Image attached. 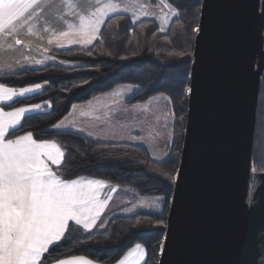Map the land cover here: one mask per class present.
Returning a JSON list of instances; mask_svg holds the SVG:
<instances>
[{"label":"trees","instance_id":"1","mask_svg":"<svg viewBox=\"0 0 264 264\" xmlns=\"http://www.w3.org/2000/svg\"><path fill=\"white\" fill-rule=\"evenodd\" d=\"M201 1L164 0L175 11L165 31L154 19L133 21L127 14H114L105 20L92 45L55 49L51 52L53 61L47 64L0 75V83L10 88L45 83L41 91L1 105L4 110L37 103L46 106L45 110L24 116L17 127L8 131V138L32 132L38 141L56 142L65 153L63 166L54 167L62 177L101 179L139 197L160 200L157 210L112 217L100 231L70 232L49 247L41 264L74 256L114 264L136 243L145 250L143 264H157L165 226L155 225L157 220L166 224L174 185L169 176L175 174L180 160L195 37L192 29L198 25ZM260 82H264V75ZM121 84L136 87L125 100L127 104L143 103L157 95L170 100L171 140L166 142L161 159L151 158L142 145L103 142L81 132L53 127L73 104ZM262 97L257 100L251 160V171L256 173L264 171Z\"/></svg>","mask_w":264,"mask_h":264},{"label":"water","instance_id":"2","mask_svg":"<svg viewBox=\"0 0 264 264\" xmlns=\"http://www.w3.org/2000/svg\"><path fill=\"white\" fill-rule=\"evenodd\" d=\"M261 13L264 0L201 1L203 31L194 37L188 85L195 92L187 98L177 167L182 178L166 216L168 251L157 264H240L242 250L249 264H264V172L251 171L264 69Z\"/></svg>","mask_w":264,"mask_h":264},{"label":"snow or ice","instance_id":"3","mask_svg":"<svg viewBox=\"0 0 264 264\" xmlns=\"http://www.w3.org/2000/svg\"><path fill=\"white\" fill-rule=\"evenodd\" d=\"M35 3L36 0H14L12 5L6 4L4 10L0 11V30L8 26L14 30L16 22L24 18L25 13ZM13 8L16 13L10 15ZM102 23L99 18L87 22L82 20L75 30L61 33L57 42L92 45ZM192 31L199 36L203 31V24L196 26ZM180 55L183 56L184 53ZM191 55L194 56L195 52ZM192 76L195 77V64ZM40 88L41 85L36 84L34 87L20 88L17 92L14 88H6L0 83V102L11 101L17 96L23 97ZM194 92V85H190L187 88L188 95L192 96ZM41 107L37 104L7 112L0 107V264H39L42 254L48 251L49 246L61 241L65 236L69 222L90 231L97 226L101 213L111 199L110 195L103 200L100 198L101 191L106 187L103 180L87 179L83 176L62 177L51 167H62L65 162V153L56 143L38 141L32 132L15 139L7 137L8 130L15 128L24 115L37 112ZM63 124L64 120H61L55 128L60 130ZM181 178L182 168L169 176L176 185L170 197L173 206ZM112 191H115V188ZM167 199L165 198V201ZM143 203L150 208L158 205L160 200ZM155 226L170 227V222L166 225L164 221L157 220ZM170 236V231L162 234L158 249L161 257L167 254ZM144 256V248L140 243H136L135 247L119 260V264H141ZM249 259L250 253L242 250L240 264H249ZM60 264H91V261L84 256H74L62 260Z\"/></svg>","mask_w":264,"mask_h":264},{"label":"crops","instance_id":"4","mask_svg":"<svg viewBox=\"0 0 264 264\" xmlns=\"http://www.w3.org/2000/svg\"><path fill=\"white\" fill-rule=\"evenodd\" d=\"M13 3L14 0H0V11L4 10V6L6 4L12 5ZM98 4L99 5H97V7H100L101 3ZM91 6H92L91 0H36V3L33 4L25 13L24 18H21V20L16 22V27L14 30L11 29V26H8L3 30H0V75L13 73L23 68H36L44 64H47L53 61V55L51 53L52 50L63 49L68 47H76V46H85L83 44L69 45L66 41H64L61 44L57 42V37H60L61 33L69 32L78 28L82 20L85 22L92 21L91 17L89 16L92 15L93 11L87 9V8H91ZM15 13H16V9L13 8L11 9V12L9 14L15 15ZM101 28L102 26H100V29ZM36 61H42L43 63L37 64ZM40 85L41 88L39 90L33 93L25 94V96L23 97L41 91L44 85L43 84ZM34 86L35 85L25 86V87H34ZM6 88H10V87H6ZM14 89L18 92L20 88H14ZM109 93L110 92L99 94L85 102L73 104L75 105V108H73L72 105L71 108L69 109V112L65 116H63L57 122V124H59L61 120H64V127L61 129H71L73 131L81 132L86 136L95 140L109 142V143L133 144L127 142V140L125 141L119 140L120 138L118 137L121 132L126 133L125 131L126 124H124L126 114H123V112L125 108L132 109L131 107L133 106H131L132 104L125 103V100L128 97L110 96ZM17 98H21V97L17 96L13 100ZM11 101L5 100L3 102H0V107L1 105L8 104ZM37 104H40L42 106L39 111L46 109L44 103H37ZM37 104L23 105L21 107L35 106ZM16 109L4 110V111L6 112L14 111ZM30 113L33 112H29L26 115ZM23 117L21 118V120L23 119ZM65 117H67V119H65ZM170 120L172 124V119ZM171 124L167 126L168 129L165 134L167 135L165 136L166 138H163L164 136H162V137H158L156 140L157 143L163 149L167 142L166 141L168 138L167 133L169 132L168 130H170ZM18 125H16V127ZM128 125L130 129L128 132H130L131 135L133 129H131L132 124H129V121H128ZM135 136L138 135L136 134ZM140 143H145V142L142 139ZM140 143L138 141L135 144L140 145ZM159 145H158V152H160L161 150ZM51 167L54 169V167L57 166L52 165ZM85 178L95 179L91 177H85ZM104 182L106 184V187L101 191L100 198L103 200L110 195L111 199L108 200V203L104 211L101 213L100 220L97 221V226L91 229L90 231H85L79 226L74 225L73 222H69V229L66 231L65 236L61 240L67 237V235L70 232L88 233V232L99 231L98 229L101 227V224L103 225L102 228H104L107 222L112 217L129 216V215H134L136 213H141L142 211H138V210L139 208L140 209L144 208V205H145V209H150L146 206L145 203H143L145 201H148L147 199L150 198L139 197L130 190L121 188L118 185L113 184L111 182H107V181ZM113 188H115V191H112ZM154 199L156 200L158 198H154ZM159 205L160 203L156 205L155 208H159ZM55 243L58 242H54V244ZM52 245H50L49 247H51ZM133 247H135V245ZM131 249H129L123 255V257H121V259H123L124 256L127 255V253ZM43 255L44 253L42 254V256ZM145 257L146 254L143 260L141 261V264H143ZM71 258L72 257L59 259L49 264H60L62 260H68ZM39 264L41 263L39 262ZM91 264H99V263L91 261ZM114 264H119V260Z\"/></svg>","mask_w":264,"mask_h":264},{"label":"rangeland","instance_id":"5","mask_svg":"<svg viewBox=\"0 0 264 264\" xmlns=\"http://www.w3.org/2000/svg\"><path fill=\"white\" fill-rule=\"evenodd\" d=\"M91 1H92V6L91 8H87V9L93 11L91 16L88 15L89 17H91L92 21L99 18L104 22L106 18L114 14L121 13V14L129 15L133 21L142 18L154 19L157 22L160 30L165 31L168 28L173 16L175 15V11L172 8H170L164 2V0H91ZM98 3H101L100 7H97V5H99ZM107 5H113L115 7H106ZM39 84L45 85V83H39ZM135 90L136 87L134 85L121 84L115 86L113 89H111L108 92H110L109 93L110 96L129 97ZM131 106H133L131 107L132 109L125 108L123 112V114H126L124 124H126L125 131L128 134H126L125 132H121L118 136L120 138L119 140L122 141L127 140V142L135 144L138 141L140 143V141L143 139L145 143H140V145H143L146 148L150 157L155 160L161 159L163 155L166 153V151L157 143L156 140L158 137H162V136H164L163 138H166L165 136L167 135L165 134L168 129L167 126L171 124L170 119L173 120L170 100L166 96L157 95L151 97L148 101H145L143 103H134ZM128 121L129 124H132L131 129H133V131L131 132V135L130 132H128L130 130ZM53 127L55 128V126ZM63 127L64 124L62 125V128ZM168 131L169 132L167 133L168 134L167 143L170 142L171 140L170 131H172V124L170 126V130ZM136 134L138 136H135ZM158 145L161 148L160 152H158ZM147 200L151 201L155 199L150 198ZM155 207L156 205L150 207L149 210V209H145V205H144V208L141 209L139 208L138 211L147 212V211L157 210V208L154 209ZM102 229L103 228L100 227L98 230L100 231Z\"/></svg>","mask_w":264,"mask_h":264},{"label":"flooded vegetation","instance_id":"6","mask_svg":"<svg viewBox=\"0 0 264 264\" xmlns=\"http://www.w3.org/2000/svg\"><path fill=\"white\" fill-rule=\"evenodd\" d=\"M262 34H263V37H264V29H263V31H262ZM263 75H264V69H263V71H262V73H261V77H263ZM260 77V78H261ZM263 96L262 98V105H263V103H264V82H259V93H258V98H259V96ZM263 109H264V107H263ZM264 172V171H263Z\"/></svg>","mask_w":264,"mask_h":264}]
</instances>
